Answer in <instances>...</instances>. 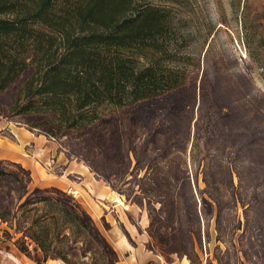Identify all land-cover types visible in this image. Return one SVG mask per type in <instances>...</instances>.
Returning <instances> with one entry per match:
<instances>
[{
    "label": "rangeland",
    "instance_id": "1",
    "mask_svg": "<svg viewBox=\"0 0 264 264\" xmlns=\"http://www.w3.org/2000/svg\"><path fill=\"white\" fill-rule=\"evenodd\" d=\"M179 1L150 2L176 7L183 49L198 61L181 94L192 108L186 135L167 136L162 125L171 98L145 126L139 110H109L56 138L9 118L12 95L1 98L0 169L9 176L0 178V212L13 214L0 221V249L45 259L25 231L40 234L34 222L48 215L49 256L67 264H118L113 226L167 264H264V0ZM202 89L218 92L236 128L217 140L202 134L194 152L197 125L208 129L214 116L199 109ZM240 134L250 137L239 142ZM73 209L80 222L60 212Z\"/></svg>",
    "mask_w": 264,
    "mask_h": 264
},
{
    "label": "trees",
    "instance_id": "2",
    "mask_svg": "<svg viewBox=\"0 0 264 264\" xmlns=\"http://www.w3.org/2000/svg\"><path fill=\"white\" fill-rule=\"evenodd\" d=\"M150 1L0 0V100L12 95L8 117L28 118L30 128L56 138L91 128L109 110H139L145 126L154 117V105L171 98L162 125L167 136L186 135L192 108L181 94L194 84L198 61L183 49L187 39L176 7ZM202 90L199 109L211 107L214 116L207 119L208 129L203 120L197 125L194 152L202 134L217 140L236 128L232 115L222 114L218 92ZM249 137L240 134L239 142ZM7 176L0 169V178ZM41 201L58 210V203ZM60 212L69 222L81 221L74 209V216ZM12 214L0 212V221L7 223ZM50 219L34 222L40 234L26 229L25 237L39 246L45 260H56L46 245Z\"/></svg>",
    "mask_w": 264,
    "mask_h": 264
},
{
    "label": "crops",
    "instance_id": "3",
    "mask_svg": "<svg viewBox=\"0 0 264 264\" xmlns=\"http://www.w3.org/2000/svg\"><path fill=\"white\" fill-rule=\"evenodd\" d=\"M109 216L110 215L107 216V220L112 219V216H110L111 218ZM118 229L119 228L113 226V229L109 231L110 242L113 244L120 257L118 264H167L162 257H157L146 252L144 247L139 246L135 249L130 246L128 240H126L124 235L120 234ZM186 262L190 264L186 260L182 263L173 264H187ZM0 264H57V260L50 258L45 260L40 253H38L36 257L31 258L27 254L17 250L6 251L0 249Z\"/></svg>",
    "mask_w": 264,
    "mask_h": 264
},
{
    "label": "built area",
    "instance_id": "4",
    "mask_svg": "<svg viewBox=\"0 0 264 264\" xmlns=\"http://www.w3.org/2000/svg\"><path fill=\"white\" fill-rule=\"evenodd\" d=\"M57 264H67L66 262L62 261V260H58Z\"/></svg>",
    "mask_w": 264,
    "mask_h": 264
},
{
    "label": "bare ground",
    "instance_id": "5",
    "mask_svg": "<svg viewBox=\"0 0 264 264\" xmlns=\"http://www.w3.org/2000/svg\"><path fill=\"white\" fill-rule=\"evenodd\" d=\"M111 200H115V199H113V197L111 198ZM117 202H120L121 203V201L120 200H117ZM121 205H122V203H121Z\"/></svg>",
    "mask_w": 264,
    "mask_h": 264
}]
</instances>
